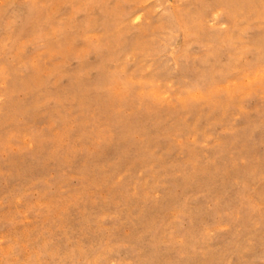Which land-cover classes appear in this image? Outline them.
Listing matches in <instances>:
<instances>
[{
    "label": "rangeland",
    "instance_id": "1",
    "mask_svg": "<svg viewBox=\"0 0 264 264\" xmlns=\"http://www.w3.org/2000/svg\"><path fill=\"white\" fill-rule=\"evenodd\" d=\"M0 264H264V0H0Z\"/></svg>",
    "mask_w": 264,
    "mask_h": 264
}]
</instances>
